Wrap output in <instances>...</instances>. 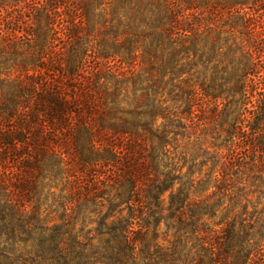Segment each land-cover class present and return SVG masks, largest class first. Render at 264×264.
I'll return each mask as SVG.
<instances>
[{"label": "trees", "instance_id": "obj_1", "mask_svg": "<svg viewBox=\"0 0 264 264\" xmlns=\"http://www.w3.org/2000/svg\"><path fill=\"white\" fill-rule=\"evenodd\" d=\"M0 264H264V0H0Z\"/></svg>", "mask_w": 264, "mask_h": 264}]
</instances>
